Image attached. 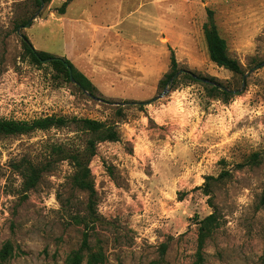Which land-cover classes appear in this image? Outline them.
I'll return each instance as SVG.
<instances>
[{
  "label": "rangeland",
  "instance_id": "obj_1",
  "mask_svg": "<svg viewBox=\"0 0 264 264\" xmlns=\"http://www.w3.org/2000/svg\"><path fill=\"white\" fill-rule=\"evenodd\" d=\"M65 2L0 0V120L88 119L118 138L95 144L92 199L72 187L67 161L32 191L19 175L23 161L46 162L54 146L82 151L89 137L73 125L0 138V251L12 249L0 264H67L84 234L82 264L91 255L101 264H196L199 223L210 215L216 228L201 264H264V0H72L59 15ZM207 10L242 76L209 61ZM21 37L68 60L95 99L62 83L48 64H32ZM170 51L178 70L232 92L245 77L243 90L223 102L180 78L164 98L138 106L162 93ZM150 55L155 72L134 78L121 69Z\"/></svg>",
  "mask_w": 264,
  "mask_h": 264
},
{
  "label": "trees",
  "instance_id": "obj_2",
  "mask_svg": "<svg viewBox=\"0 0 264 264\" xmlns=\"http://www.w3.org/2000/svg\"><path fill=\"white\" fill-rule=\"evenodd\" d=\"M48 1L49 0H35V3L40 6L41 2ZM70 2H72V0H66V2L62 4L58 12L59 15L64 14L65 8ZM206 14L207 22L203 25L202 29L209 61L216 67L224 69L235 76H242L243 73L239 63L228 56L226 42L218 34L216 25L213 21L212 11L207 10ZM21 41L24 55L32 64H48L62 83L73 84L72 82H74L79 86L75 87L80 92L81 89H83L88 95L94 97L95 89L90 81L79 73L68 60L55 58L47 53L35 51L25 37H23ZM261 66L262 65H258V68ZM175 76L176 78L173 82H170ZM180 78L187 80L189 83L202 85L207 91L208 96L213 99H220L226 102L232 97L231 90L214 83L213 79H201L190 72L178 70L175 56L173 52L170 51L169 73L163 76L159 85L163 90L165 88L174 87L176 83L180 81ZM138 106H142V104L138 103ZM71 125L75 127L76 131L88 135L89 138L86 141L85 148L81 151L79 149L70 148L69 145H58L51 149V153L46 157V162L34 163L33 161H23L18 170L23 181V187L26 191L34 190L39 184L41 175L49 172L55 163L67 161L73 168V175L71 178L72 187L80 192L86 193L89 198L92 199L94 197V188L90 178L88 164L90 159L94 156L95 144L97 142H115L118 138L117 133L113 127L105 123L88 119H66L63 117L49 116L35 118L31 121L0 120V138L26 136L36 132L46 133L50 130L68 128ZM92 138L95 139L93 140ZM55 156L57 157L56 160ZM257 159L258 155H253L251 157L252 162H256ZM211 180H213L211 177L206 178V183L203 185L205 194L208 192V182ZM258 204L259 207L264 209V189ZM215 228L216 220L214 215L206 217L199 223L196 264H201L202 256L200 251L203 248L204 242L211 236ZM86 250L87 235L84 234L81 247L69 257L67 264H82L83 253ZM11 253L12 249L10 246L5 245L0 251V262H5L11 256ZM86 264H101V257L91 255Z\"/></svg>",
  "mask_w": 264,
  "mask_h": 264
},
{
  "label": "crops",
  "instance_id": "obj_3",
  "mask_svg": "<svg viewBox=\"0 0 264 264\" xmlns=\"http://www.w3.org/2000/svg\"><path fill=\"white\" fill-rule=\"evenodd\" d=\"M129 24V23H128ZM131 25H135L136 28L143 27L141 23H130ZM142 25V26H141ZM125 32V30H123ZM126 33V32H125ZM130 35V34H129ZM135 41V38L133 37ZM122 70L131 71L134 75V78H137L138 75L140 77H144L145 73L152 71L155 72L158 69L157 58L154 55L147 56L146 59L138 58L137 56L128 61L126 66L121 67Z\"/></svg>",
  "mask_w": 264,
  "mask_h": 264
},
{
  "label": "water",
  "instance_id": "obj_4",
  "mask_svg": "<svg viewBox=\"0 0 264 264\" xmlns=\"http://www.w3.org/2000/svg\"><path fill=\"white\" fill-rule=\"evenodd\" d=\"M41 5H42V2H41ZM41 7H42V6H41ZM32 20H33V19H32ZM32 20H31V21H32ZM31 21L28 22L25 26H23V27H19V28L17 29V31H16L17 35H20V31H21V30L28 28V27L30 26ZM21 39H23V37H21ZM176 76H177V75H176ZM176 76L173 77V79H171L170 82H173V80L176 78ZM71 81H72V80H71ZM72 83H73L75 86L79 87V86H78L77 84H75L74 82H72ZM244 85H245V77L243 78L241 89H240V90H237V91H233L232 93L235 94V95L239 94V93L243 90ZM81 92H82L84 95H86L88 98L93 99V100L95 99L94 97L88 95L87 92H86L85 90L81 89ZM168 92H169V88H165V89L162 91V93H160L157 97H155L154 99H152L151 101H149V102H147V103H143L142 105H149V104L154 103V102H156V101H158V100H161L162 98H164V97L168 94Z\"/></svg>",
  "mask_w": 264,
  "mask_h": 264
}]
</instances>
